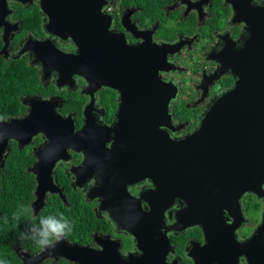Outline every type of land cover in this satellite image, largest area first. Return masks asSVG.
Instances as JSON below:
<instances>
[{"label": "flooded vegetation", "instance_id": "obj_1", "mask_svg": "<svg viewBox=\"0 0 264 264\" xmlns=\"http://www.w3.org/2000/svg\"><path fill=\"white\" fill-rule=\"evenodd\" d=\"M105 1L103 11L110 20L111 37L115 36L111 42L118 47L123 40L124 49L131 53L127 58L135 53L139 64L148 61L149 99L141 105L147 106L150 114L160 113L155 109L156 101L161 97L160 88L155 86L159 84L154 79L155 66L159 64L162 51L172 46L175 48L173 53L165 54L162 66L165 68H159L157 72L160 80L176 90L167 104L174 128L165 129L173 139L192 133L208 104L235 84L236 78L230 72L219 75L221 65L218 58L227 61V53L239 51L244 37L249 34L247 30L253 23L262 24L260 19L264 17V0H162V14L147 13L134 2ZM7 8L0 23V52L5 45L6 49L0 56L7 61H22L28 71L30 88L20 97L23 110L17 115L0 118V121L24 119L30 115L38 121L42 104L54 103L52 111L63 120L71 121L74 133L81 131L87 120L111 128L118 121L117 114L123 100L119 90L109 86L91 89L78 74L62 78L61 85L56 70L46 75L43 60L33 50L51 64L49 59L56 62L52 50L74 55L77 47L70 38L64 40L47 31L50 20L42 14L39 0H8ZM1 11L3 9L0 14ZM150 59H156L154 66ZM59 65L66 67L63 62ZM129 68L125 66V70ZM128 73L137 72L129 70ZM215 75L219 76L215 78ZM135 100L144 99L135 96ZM93 136L87 152L88 172L83 171L86 162L83 142L54 144L43 132L33 136L26 146L10 140L2 156L3 165L0 159L1 173L13 150L24 153L27 160L25 170L35 182L30 204L34 217H38L55 197L69 209L73 205L82 207L81 222H88L87 226L92 229L89 238L70 241L64 236L60 240L96 252L103 250L99 243L105 242L115 252L109 255L121 262L136 258L152 264H264V183L259 191L253 188L256 174L250 151L249 162L246 163L245 155L240 165L232 168V176L237 171V183H233L228 174L223 187L219 185L218 189L212 190L203 185L200 192L193 191L200 194L195 205L192 197L189 200L175 197L167 201L168 206L164 208L159 197L155 199V194H149L155 190L153 179L135 173V170L143 171V166H132L133 169H126V174L120 166L106 169L108 159L105 157L113 159L115 164L120 161L119 151H113L120 144L114 141V133L105 143L97 142L95 134ZM149 144L151 148L155 147L154 143ZM145 145L144 142L122 144L128 148ZM141 152L144 162L145 152ZM154 153L151 150L149 154ZM229 155L235 159L234 152ZM39 180H52L62 189L65 199L58 193L46 192L44 207L36 215L32 203L37 199L35 192ZM78 180L82 181L81 185L77 184ZM188 193L193 195L192 191ZM125 196L132 201L126 200L125 203ZM133 203L138 204V220L142 226L137 241L112 217L119 218ZM194 206L201 222L192 218ZM187 211L190 218L184 216ZM57 242L53 240L51 244ZM46 248L35 254L28 253L40 255ZM21 252L17 251L19 255ZM47 262L75 264L62 256L48 258L42 264Z\"/></svg>", "mask_w": 264, "mask_h": 264}, {"label": "water", "instance_id": "obj_2", "mask_svg": "<svg viewBox=\"0 0 264 264\" xmlns=\"http://www.w3.org/2000/svg\"><path fill=\"white\" fill-rule=\"evenodd\" d=\"M7 2L8 0H0V10L3 9L0 23L7 14ZM105 5V0H39L42 14L50 20L47 31L64 40L70 38L77 47V53L63 54L52 50L51 54H56V62L49 59V64L39 52H33L43 60L46 75L53 70L58 72L60 85L62 78L78 74L91 89L109 86L119 90L123 100L117 114L118 121L111 128H106L87 120L83 129L74 133L71 121L63 120L52 111L54 103H45L38 113V121H34L32 115L24 119L10 118L0 121V159L10 140L14 139L26 146L33 136L43 132L54 144L61 141L69 144L83 142L85 148L82 149L86 152L83 171L88 172L90 163L87 152L89 141L94 140L93 134L97 142L105 143L111 140L110 134L114 133V141L120 144L113 151H119L120 161L115 164L113 159L105 157L108 159L105 163L106 169L120 166L126 174V169H133L132 166H143V171L135 170V173L148 175L153 179L155 190L149 194H155V199L159 197L164 208L168 206L167 201L170 202L175 197L186 200L192 197L195 205L200 194H194L193 191L200 192L203 185L212 190L218 189L219 185L223 187L224 178L228 174L232 176V168L240 165L243 156L246 155V163L249 162V151L255 163L256 182L253 188L259 191L264 183V17L260 19L262 24L253 23L251 29L247 30L249 34L244 37L243 47L239 51L227 53V61L218 58L221 65L219 75L230 72L236 78L235 84L208 104L192 133L173 139L165 129L174 128L167 113V104L176 94V90L160 80L157 72L159 68H165L162 67L165 54L173 53L174 46L160 53L161 59L155 66L154 79L156 84L159 83L155 86L160 88L161 93L155 109L160 110V113L150 114L148 107L141 105L149 99L147 79L150 74L146 66L148 61L139 64L135 53L127 58L131 53L126 52L124 45L116 47L111 42L115 40V36L111 37L109 31L110 20L103 11ZM121 42L123 44V40ZM5 49L6 45L0 54ZM155 60H149L152 66ZM60 62L65 63L66 67H61ZM127 65L130 68L125 70ZM129 70L137 73H128ZM135 96H143L144 100H135ZM24 103L27 104L26 101ZM35 110L39 108L35 107ZM127 142H144L146 145L136 148L122 146ZM149 143H154L155 147L151 148ZM134 149L138 151L135 152ZM151 150L155 153L149 154ZM141 151L145 152L144 162L143 156L140 157ZM230 152L235 153L234 160L229 155ZM3 164L2 158L1 165ZM237 179L238 174L235 171L232 182L237 183ZM81 182L78 180L77 184L81 185ZM37 184V199L32 203L36 215L44 207L46 192L58 193L64 198L62 189L52 180H39ZM142 198L144 199L143 196ZM124 199L125 203L126 200L132 201L129 196ZM145 200L148 201L149 198L146 196ZM130 205L132 207L119 218L115 215L112 217L122 229L134 235L137 241L140 238L139 232L142 231L138 220V204ZM185 213L184 216H187L188 211ZM192 218L201 222L195 206ZM99 244L104 248L96 252L89 247L70 245L60 240L47 246L40 255L22 251L20 256L23 264H42L46 259L58 256L75 264H152L136 258H131L128 262L115 260L116 257L109 255L115 252L110 250L108 244Z\"/></svg>", "mask_w": 264, "mask_h": 264}, {"label": "trees", "instance_id": "obj_3", "mask_svg": "<svg viewBox=\"0 0 264 264\" xmlns=\"http://www.w3.org/2000/svg\"><path fill=\"white\" fill-rule=\"evenodd\" d=\"M142 7L147 13L162 14V0H124ZM1 44V42H0ZM19 60L7 61L0 56V118L20 113L24 106L20 97L30 88L27 68ZM36 85V82L33 86ZM25 156L13 150L0 173V264H22L17 249L35 254L41 249V218L59 214L68 220L71 231L65 237L70 241L86 240L92 232L88 222H81L84 211L80 205L67 208L59 198L50 199L47 207L34 217L30 204L34 198L35 182L26 172ZM45 264H53L47 262ZM62 264V263H60Z\"/></svg>", "mask_w": 264, "mask_h": 264}, {"label": "clouds", "instance_id": "obj_4", "mask_svg": "<svg viewBox=\"0 0 264 264\" xmlns=\"http://www.w3.org/2000/svg\"><path fill=\"white\" fill-rule=\"evenodd\" d=\"M71 231V227L68 220L59 214V219L52 216L47 218H41V231L39 232L40 239L37 241L38 246L43 250L46 246H49L53 240L59 241Z\"/></svg>", "mask_w": 264, "mask_h": 264}, {"label": "bare ground", "instance_id": "obj_5", "mask_svg": "<svg viewBox=\"0 0 264 264\" xmlns=\"http://www.w3.org/2000/svg\"><path fill=\"white\" fill-rule=\"evenodd\" d=\"M122 45V44H121ZM132 52V51H131Z\"/></svg>", "mask_w": 264, "mask_h": 264}]
</instances>
